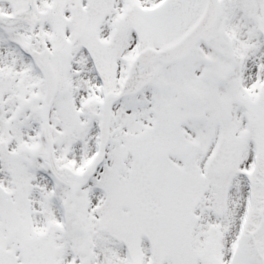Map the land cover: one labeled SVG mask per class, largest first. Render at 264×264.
I'll list each match as a JSON object with an SVG mask.
<instances>
[{
	"label": "snow or ice",
	"instance_id": "obj_1",
	"mask_svg": "<svg viewBox=\"0 0 264 264\" xmlns=\"http://www.w3.org/2000/svg\"><path fill=\"white\" fill-rule=\"evenodd\" d=\"M0 264H264V0H0Z\"/></svg>",
	"mask_w": 264,
	"mask_h": 264
}]
</instances>
